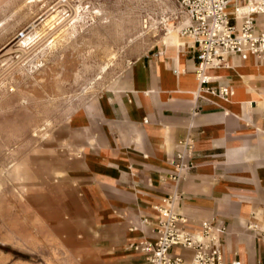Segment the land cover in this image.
Returning <instances> with one entry per match:
<instances>
[{"label": "crops", "instance_id": "obj_1", "mask_svg": "<svg viewBox=\"0 0 264 264\" xmlns=\"http://www.w3.org/2000/svg\"><path fill=\"white\" fill-rule=\"evenodd\" d=\"M256 30L264 31L261 17ZM228 61L207 73L210 86L228 85L233 96H198L193 42L175 31L67 121L51 223L66 248L96 264H146L128 244L153 236L139 219L154 220L153 207L173 190V160L189 136L194 167L175 206L187 219L181 226L198 230L204 219H221L225 260L264 262V59ZM171 252L190 256L178 247Z\"/></svg>", "mask_w": 264, "mask_h": 264}, {"label": "rangeland", "instance_id": "obj_2", "mask_svg": "<svg viewBox=\"0 0 264 264\" xmlns=\"http://www.w3.org/2000/svg\"><path fill=\"white\" fill-rule=\"evenodd\" d=\"M29 1H0V48L56 8L31 41L0 54V264H96L66 248L52 228L65 157L59 135L165 36V24H180L177 2Z\"/></svg>", "mask_w": 264, "mask_h": 264}, {"label": "built area", "instance_id": "obj_3", "mask_svg": "<svg viewBox=\"0 0 264 264\" xmlns=\"http://www.w3.org/2000/svg\"><path fill=\"white\" fill-rule=\"evenodd\" d=\"M176 23H182L179 33L191 38L195 52L194 75L198 82V96L208 93L228 101L234 94L232 87L209 85L213 76L209 69L228 67L230 56L245 60L250 56L264 59V31L256 30L257 17L264 22V0H176ZM245 7L241 16L237 12ZM233 13L231 14L230 9ZM201 96V95H200ZM181 150L173 160L174 172L170 176L173 190L153 208L154 220L139 219L140 225L150 227L153 236L142 237L128 244L133 252L142 255L146 264H241L227 262L223 242L227 231L225 222L218 218L204 219L198 230L181 225L187 219L176 211L181 197L178 191L186 173L194 165L189 160L193 153V140L187 136L180 142ZM129 230H137V224L129 221ZM249 228L254 226L249 225ZM174 247L188 250V258L172 253ZM250 264H264L260 260Z\"/></svg>", "mask_w": 264, "mask_h": 264}, {"label": "bare ground", "instance_id": "obj_4", "mask_svg": "<svg viewBox=\"0 0 264 264\" xmlns=\"http://www.w3.org/2000/svg\"><path fill=\"white\" fill-rule=\"evenodd\" d=\"M33 0H30L29 2H32ZM61 1H63L64 3L67 2V0H59L58 3H60ZM34 2V1H33ZM62 5V4H61ZM55 11L56 8L52 7L51 9L47 10L41 17H39L38 19H36L35 21H33L31 24H29L25 29H23L22 31H20L17 35H15L12 39L13 41H11L9 44H14L17 41L20 42V45H26L29 41H31L35 36L33 34H31V31L34 30L36 28V26L43 20H45L47 14H49L51 11ZM245 7H242L241 9H239V11L237 12V16L240 17L242 12H244ZM182 23H180L179 25H177L176 27L172 24H165L166 25V30H165V35L168 34H172L174 31V29H176V31L179 32V28L181 26ZM11 39V40H12ZM6 47V45H5ZM3 47V49L0 48V54L1 51H8L11 49L10 47ZM106 65V64H105ZM103 69H105V67H103Z\"/></svg>", "mask_w": 264, "mask_h": 264}, {"label": "water", "instance_id": "obj_5", "mask_svg": "<svg viewBox=\"0 0 264 264\" xmlns=\"http://www.w3.org/2000/svg\"><path fill=\"white\" fill-rule=\"evenodd\" d=\"M13 39H14V38H13ZM13 39H12V40H10V41H9L7 44H9L11 41H13ZM7 44H6V45H7ZM3 47H5V46H3ZM3 47H2L1 49H3Z\"/></svg>", "mask_w": 264, "mask_h": 264}]
</instances>
